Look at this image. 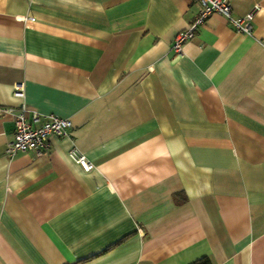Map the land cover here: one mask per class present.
I'll list each match as a JSON object with an SVG mask.
<instances>
[{
    "label": "crops",
    "instance_id": "crops-1",
    "mask_svg": "<svg viewBox=\"0 0 264 264\" xmlns=\"http://www.w3.org/2000/svg\"><path fill=\"white\" fill-rule=\"evenodd\" d=\"M228 2L251 33L174 56L192 0H0V108L71 124L9 157L0 116V264H264V0Z\"/></svg>",
    "mask_w": 264,
    "mask_h": 264
},
{
    "label": "built area",
    "instance_id": "built-area-1",
    "mask_svg": "<svg viewBox=\"0 0 264 264\" xmlns=\"http://www.w3.org/2000/svg\"><path fill=\"white\" fill-rule=\"evenodd\" d=\"M197 5V12L193 19L173 38L171 51L178 56L183 51L185 43L189 42L202 28L213 14L222 16L235 33L250 34L252 19L258 5L243 16H234L228 0H192ZM23 84L16 83L13 95L23 98ZM0 116L9 117L13 123L14 132L11 141L6 145L4 153L11 157L17 153H29L34 157L46 155L50 151L52 137L63 138L69 136L70 121L55 115H43L31 110L22 100L14 108H0ZM68 156L82 173L94 169L92 162L86 158L75 146L68 150Z\"/></svg>",
    "mask_w": 264,
    "mask_h": 264
},
{
    "label": "trees",
    "instance_id": "trees-1",
    "mask_svg": "<svg viewBox=\"0 0 264 264\" xmlns=\"http://www.w3.org/2000/svg\"><path fill=\"white\" fill-rule=\"evenodd\" d=\"M192 264H209L206 258L200 259Z\"/></svg>",
    "mask_w": 264,
    "mask_h": 264
}]
</instances>
